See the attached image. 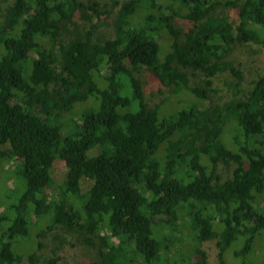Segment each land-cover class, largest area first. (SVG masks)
I'll return each mask as SVG.
<instances>
[{
    "label": "trees",
    "instance_id": "16d2710c",
    "mask_svg": "<svg viewBox=\"0 0 264 264\" xmlns=\"http://www.w3.org/2000/svg\"><path fill=\"white\" fill-rule=\"evenodd\" d=\"M167 1L173 12L157 17L171 37L163 56L158 34L132 20L141 0L122 5L114 38L97 42L93 25L67 43L59 40L80 15L100 18L96 1L14 0L0 9L6 50L0 145L8 146L0 150V166L16 161L7 175L20 180L0 212V264H57L58 258L14 250L31 219L40 223L48 213L50 230L62 226L88 245L98 241L96 264H180L165 256L182 213L190 241L219 238L222 264L238 241L237 258L264 249V69L245 85L244 73L228 59L237 45L264 48V0ZM175 4L178 12L188 10V32L173 26L181 15ZM220 7L237 21L214 15ZM143 70L196 100L161 116L136 77ZM187 70L203 73L202 82L191 85ZM224 73L236 80L225 83L229 98L214 105L211 94L219 93L216 81ZM87 102L90 108L80 111ZM66 113L78 117L68 134L61 128ZM56 160L67 167L61 186L51 174ZM232 165L223 179L220 167ZM84 180L91 183L86 192ZM194 252L203 264L206 252L200 245Z\"/></svg>",
    "mask_w": 264,
    "mask_h": 264
},
{
    "label": "rangeland",
    "instance_id": "374dc122",
    "mask_svg": "<svg viewBox=\"0 0 264 264\" xmlns=\"http://www.w3.org/2000/svg\"><path fill=\"white\" fill-rule=\"evenodd\" d=\"M96 1L99 4L100 18L93 21H89L82 15L75 20L74 25H70L65 32H63L62 37L59 39L62 43H67L73 37L77 35H85L87 32L91 31L95 27L93 40L94 41H103L106 39L114 38L115 29L114 23L117 18L118 10L129 0H82L84 4L89 2ZM143 1L141 7H139L133 16L132 20L139 26H145L147 30L151 33H154L156 36L158 34L159 41L162 43V56L168 52L169 45H171V37L168 32L165 30L163 25L157 21V17L160 13H169L173 11L169 9L170 1L167 0H154V3L158 6L156 8L149 7L146 3V0ZM115 2L119 5L115 6ZM14 0H0V9L1 14L12 4ZM174 9L178 12L179 6L175 4ZM188 10L183 8L180 13L181 15H176L173 20V26L176 29L181 31L188 32L193 27V22L185 17ZM146 15H154L153 20L145 22ZM216 16H226L231 21L236 22V16L233 11L224 10L221 7L217 9ZM2 19H0V22ZM93 25V27H92ZM6 54V50L3 46L0 45V59L3 55ZM230 61H233L237 68H239L245 75V85H248L252 78H254L258 72H261L264 69V48L257 45H237L233 48L229 58ZM191 78V85L201 83L203 80V73L194 72L187 70ZM136 77L143 84V92L146 99V102L151 107H160V114L168 115L170 113H175L177 110H180L184 107L191 106L190 104L194 103L196 99L189 96L187 91H182L176 93L177 91L172 88L164 87L160 82L147 70H143L140 74H137ZM236 79L231 76L229 73H224L216 81V86L219 89L218 94L212 93L213 104L217 105L221 103L224 98H229L227 93V86L225 83L233 82ZM102 87V86H101ZM125 94L131 96L129 91H125ZM224 96V97H223ZM189 97V98H188ZM96 97H92L88 102H95ZM84 103L80 107V111L90 108L89 103ZM79 108V106H77ZM61 119V128L64 134H68V131L72 130V122L78 118L73 117V113H66ZM76 118V119H75ZM71 133V132H70ZM8 148V146H1L0 150ZM93 155L98 154V149L92 152ZM16 161H9L5 159L0 166V212L3 210V205L7 201V197L10 196L8 191H13L20 182L15 174V178L9 179L7 173L13 169L17 168ZM234 166L225 167L221 166L219 169V174L223 179L229 178L232 175ZM14 173V172H13ZM52 179L55 186H61L66 180L67 167L64 161L56 160L54 166L51 170ZM18 180V181H17ZM91 183L88 180L83 181V191L86 192L90 187ZM12 194V193H11ZM165 216L157 217V223H161ZM184 219V220H183ZM182 228L180 233H172V239L170 242V252L165 256L166 261L181 260L180 264H199L200 256L197 255L194 251L199 247L200 249L206 252L207 259L203 264H222V261L219 259L220 248L218 246L219 238L212 240H206L197 243L190 241V227L186 222V215L181 214ZM52 223V215L48 213L45 215L44 219L38 223L34 218L31 219V225L29 229V234L25 238H20V244L14 247L15 252L19 250L20 252L24 251L26 254L36 252L39 256L51 259L58 258L57 264H96L99 261L98 256V241L95 240V245H88L85 243L82 237L77 234H69L66 229L62 226H56L55 228L49 229ZM162 226V224H159ZM2 228L0 227V232ZM168 232V231H167ZM1 235V233H0ZM88 237V236H87ZM259 238V237H258ZM242 240L233 244L224 255V264H264V249L263 244L259 245L255 249L254 253L250 254L247 257H235L234 253L236 250L242 246ZM259 242L258 244H260ZM239 246V247H238Z\"/></svg>",
    "mask_w": 264,
    "mask_h": 264
}]
</instances>
